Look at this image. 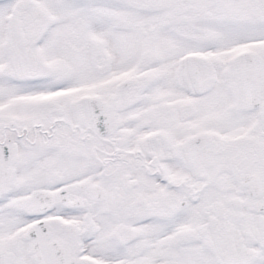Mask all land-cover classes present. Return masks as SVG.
Returning <instances> with one entry per match:
<instances>
[{"label":"snow or ice","instance_id":"snow-or-ice-1","mask_svg":"<svg viewBox=\"0 0 264 264\" xmlns=\"http://www.w3.org/2000/svg\"><path fill=\"white\" fill-rule=\"evenodd\" d=\"M0 264H264V0H0Z\"/></svg>","mask_w":264,"mask_h":264}]
</instances>
